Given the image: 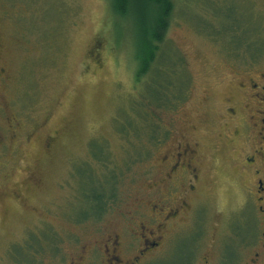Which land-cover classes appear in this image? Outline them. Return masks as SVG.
<instances>
[{
    "label": "rangeland",
    "instance_id": "1",
    "mask_svg": "<svg viewBox=\"0 0 264 264\" xmlns=\"http://www.w3.org/2000/svg\"><path fill=\"white\" fill-rule=\"evenodd\" d=\"M173 1L165 45L185 57V97L159 112L168 133L149 144L122 132L142 91L134 29L108 0H0V264H117L115 236L124 261L143 235L160 242L145 257L153 264H185L196 237L185 228V169L170 172L168 155L183 151L186 132L205 156L195 194L209 237L218 216L250 209L227 138L235 123L224 110L236 97L227 51L232 26L258 35L264 0ZM91 170L105 190L116 175L114 195L100 218L78 221ZM190 252L197 264L203 250Z\"/></svg>",
    "mask_w": 264,
    "mask_h": 264
},
{
    "label": "flooded vegetation",
    "instance_id": "2",
    "mask_svg": "<svg viewBox=\"0 0 264 264\" xmlns=\"http://www.w3.org/2000/svg\"><path fill=\"white\" fill-rule=\"evenodd\" d=\"M258 28L260 32L253 36V29L247 26H232L233 42L230 41L227 55L236 75V97L227 99L224 110L225 117L235 123L227 138L236 144L232 160L238 170L236 176L244 179L241 193L250 209L242 211L239 220L228 212L218 216L214 221L217 232L209 237L207 225L211 224V217L200 208L202 204L195 194L205 160L199 138L186 132L183 151L168 155L174 160L170 172L177 171L179 165L185 169V228H190L187 233L196 237L187 246L185 264H195L196 257L192 258L190 249L196 253L203 250L197 264H264V25ZM195 130L192 128L189 133L195 135ZM237 180L231 183L235 191ZM180 209H183L182 204L170 210L177 216ZM143 237L146 239L143 242L139 237L143 244L139 254L123 261L115 253L121 245L119 237L115 236L114 254L110 256L118 260L117 264H153L145 257L156 251L160 242Z\"/></svg>",
    "mask_w": 264,
    "mask_h": 264
},
{
    "label": "trees",
    "instance_id": "3",
    "mask_svg": "<svg viewBox=\"0 0 264 264\" xmlns=\"http://www.w3.org/2000/svg\"><path fill=\"white\" fill-rule=\"evenodd\" d=\"M108 1L114 15L134 29V59L137 65L134 81L136 88L138 86L142 91L140 97L132 102L135 117L127 120L122 132L135 133L136 137L147 140L149 144H158L168 133L159 112L174 110L184 99L187 84L185 57L179 50L165 45L174 1ZM94 157L103 164L108 162L103 159L106 158L103 152L94 154ZM115 176L106 175L108 190H105L92 170L86 175L93 186L86 194L89 206L75 217L78 221L98 219L106 212L114 195Z\"/></svg>",
    "mask_w": 264,
    "mask_h": 264
}]
</instances>
